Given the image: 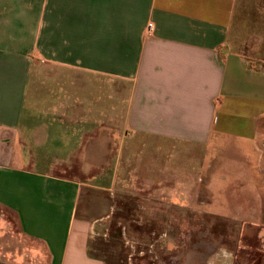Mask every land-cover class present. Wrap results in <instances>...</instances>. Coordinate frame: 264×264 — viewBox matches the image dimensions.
Here are the masks:
<instances>
[{
  "label": "crops",
  "instance_id": "0c3cea01",
  "mask_svg": "<svg viewBox=\"0 0 264 264\" xmlns=\"http://www.w3.org/2000/svg\"><path fill=\"white\" fill-rule=\"evenodd\" d=\"M261 13L264 0H0V205L46 264H153L133 246L166 229L158 212L188 174L264 175ZM237 211L264 262V207Z\"/></svg>",
  "mask_w": 264,
  "mask_h": 264
},
{
  "label": "rangeland",
  "instance_id": "374dc122",
  "mask_svg": "<svg viewBox=\"0 0 264 264\" xmlns=\"http://www.w3.org/2000/svg\"><path fill=\"white\" fill-rule=\"evenodd\" d=\"M260 16L262 19L263 13ZM8 151L9 149L3 150L0 146V158L6 156ZM236 168L238 167L230 168V181L227 185L220 180L211 181L208 175H202L199 182L198 176L188 174L187 180L179 184L183 189L180 191L182 195L169 199L170 207L166 214L165 211L164 214L158 212L160 219L163 216L167 220L166 229L160 227L154 231L150 242L153 245L149 246L145 244L147 241L141 239L137 242L138 248L134 244V250L139 252V249L146 247L149 251L145 252L150 253L153 264H221L225 254L235 258L233 264H249V260H255V264H264L262 259L258 260L263 256L258 241L253 242L256 243L254 252L251 248H242L241 241H238L241 238V216L235 214L238 212L237 208L243 204L250 210L264 207V186L261 184L264 175L258 173L254 167L253 172H249L250 177H245L244 169L241 170L242 174L237 175ZM53 170L70 176L76 170L80 171V167L57 166ZM248 182L250 186L257 188V194L262 198L252 195L241 197L242 188H247ZM177 184L171 182V186ZM226 210L231 213L227 215ZM254 233L252 236H255ZM162 236L164 241L160 240ZM254 236L252 239H257ZM46 263L42 246L36 240L23 235L12 212L0 205V264Z\"/></svg>",
  "mask_w": 264,
  "mask_h": 264
},
{
  "label": "built area",
  "instance_id": "2783aa9c",
  "mask_svg": "<svg viewBox=\"0 0 264 264\" xmlns=\"http://www.w3.org/2000/svg\"><path fill=\"white\" fill-rule=\"evenodd\" d=\"M152 29H153V24H152V23H149V25H148V30H149V31H152Z\"/></svg>",
  "mask_w": 264,
  "mask_h": 264
}]
</instances>
